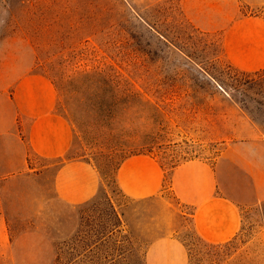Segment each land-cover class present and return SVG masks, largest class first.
Listing matches in <instances>:
<instances>
[{
    "label": "rangeland",
    "instance_id": "obj_1",
    "mask_svg": "<svg viewBox=\"0 0 264 264\" xmlns=\"http://www.w3.org/2000/svg\"><path fill=\"white\" fill-rule=\"evenodd\" d=\"M238 1L243 16L264 9V0ZM177 2L182 7L184 0H0V125L12 109L15 82L41 74L56 88L57 112L74 132L65 156L28 152L24 163L16 139L25 141L28 120L8 133L0 128V264H146L150 245L165 237L187 247L189 264H264V189L241 208V230L218 256L199 241L193 209L172 190L177 165L214 162L228 142L244 137L246 119L264 134V70L239 72L224 55L213 58L220 32L185 28L190 36L180 44L191 58L183 49L159 51L153 41L138 40L132 8L172 26L168 8ZM186 5L194 11L205 3ZM123 27L137 40L117 55ZM136 43L143 57L132 53ZM93 71L123 74L137 88L143 82L132 76L141 75L163 96L148 94L150 102L129 107L127 118L111 126V144L107 130L88 127L89 108L101 100L90 94L94 82L86 76ZM133 142L137 155L115 171L112 161L130 152L119 145ZM250 187L237 183L231 196L252 197Z\"/></svg>",
    "mask_w": 264,
    "mask_h": 264
},
{
    "label": "crops",
    "instance_id": "obj_2",
    "mask_svg": "<svg viewBox=\"0 0 264 264\" xmlns=\"http://www.w3.org/2000/svg\"><path fill=\"white\" fill-rule=\"evenodd\" d=\"M204 3V8L192 11L184 0L182 9L188 20L201 31L220 32L223 55L236 68L264 70V9L258 15L243 16L238 0ZM11 103L12 109L0 128L8 133L17 123L22 125L28 120L25 141L21 137L16 139L24 163L28 152L44 159L68 154L73 128L57 112V91L46 76L20 77L13 85ZM241 129L244 137L228 142L214 162L189 160L172 171L174 195L181 204L193 209L195 233L211 244L228 242L239 234L241 208L256 203L264 189V134L249 119ZM240 182L250 183L251 189L246 193L252 197L231 196V187ZM238 192L245 193V189ZM146 264H189L188 249L175 237L159 239L148 248Z\"/></svg>",
    "mask_w": 264,
    "mask_h": 264
},
{
    "label": "trees",
    "instance_id": "obj_3",
    "mask_svg": "<svg viewBox=\"0 0 264 264\" xmlns=\"http://www.w3.org/2000/svg\"><path fill=\"white\" fill-rule=\"evenodd\" d=\"M168 9L170 10V14L168 17L170 19V23L172 24V26L166 25L165 22L161 21V19L157 14L145 8H141V9L132 8L131 13L133 14V17L138 22V25L141 28V30L140 29L138 30V34H139L138 40H145V42L148 43L153 41L155 44L158 45L159 51H164L165 47L166 48L168 47V49L171 47L177 49H183V47H181L180 44L182 42V39H184L182 38V35H188L186 34L187 32L184 29L188 28L194 32L199 31V29L196 28L195 25L191 23L184 14L183 9L181 7V2L172 4ZM119 34H120V40L118 43L120 47L117 46L118 47L117 55L122 54V52L126 49L125 46L129 45L130 41L137 40L135 38H131L130 33L126 31L124 27L119 30ZM131 51L132 53L140 57H143L145 55L144 54L145 52L142 49L141 44L138 43L135 44L134 48ZM182 51L186 52L185 49H183ZM125 55L126 54L122 55V57ZM186 56L191 58V55H189L188 52H186ZM222 56H223V50L220 40L218 44V51L215 54H213V58L219 60L221 59ZM233 68L236 71L239 72L241 71L238 68L235 67ZM86 77L92 80V82H94V86L91 89L90 94L93 97L101 99L99 102H97V104L93 103L94 105H91L89 108L90 112L94 116L91 121H88L89 122L88 127L94 126L97 128V131H99V129L107 130L108 135L105 136L107 141L106 143L111 144V140H112L111 137L113 136L111 131L116 129V128H112L111 126L113 125V123L120 124V121L121 119H123V116L125 117V119L127 118L125 116V111L129 107L141 106L143 103L150 102V100L146 96L148 94H152L151 97L156 99L163 97L162 95H160L161 90L156 86V84L145 86L147 80L138 74H134L132 76V79H136L137 81L143 82L140 88H137L135 86V83H133L128 77L119 73L112 76L104 71L102 72L93 71L90 72ZM253 81L254 80L251 79L245 84L250 85L253 83ZM234 100L237 104L240 105V103L235 98ZM122 147L125 148L122 149ZM119 148H121L122 152H124V150L126 149L128 150V152L129 151L130 152L129 155H127L126 153L125 155H121L119 161L115 162V164L112 161V165L114 166L115 171L119 169L120 165L123 162H125L126 159L132 156H136L138 153V151H136L137 147L135 146L134 142L133 145H127V144H122L121 146L119 145ZM112 149H114V147ZM87 162L93 165V163L90 160H87ZM93 167L99 169V167L96 164H94ZM113 213L118 219V213L115 212L114 208H113ZM195 235L197 236L199 241L203 243L205 247H208V250L214 253L215 256L216 255L218 256L219 250L229 247L237 237L236 236L232 240L225 243L211 244L202 240L196 233Z\"/></svg>",
    "mask_w": 264,
    "mask_h": 264
}]
</instances>
